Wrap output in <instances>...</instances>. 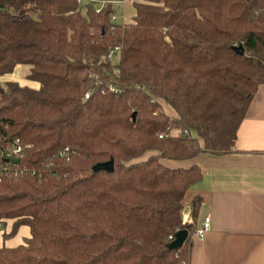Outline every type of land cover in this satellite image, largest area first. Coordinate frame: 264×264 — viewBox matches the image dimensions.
<instances>
[{
	"label": "trees",
	"instance_id": "1",
	"mask_svg": "<svg viewBox=\"0 0 264 264\" xmlns=\"http://www.w3.org/2000/svg\"><path fill=\"white\" fill-rule=\"evenodd\" d=\"M113 1L0 0V76L40 84H0V146L29 171L0 182V222L31 231L0 264H189V239L168 246L204 172L165 163L233 151L264 83V0H139L131 23Z\"/></svg>",
	"mask_w": 264,
	"mask_h": 264
},
{
	"label": "crops",
	"instance_id": "2",
	"mask_svg": "<svg viewBox=\"0 0 264 264\" xmlns=\"http://www.w3.org/2000/svg\"><path fill=\"white\" fill-rule=\"evenodd\" d=\"M23 66L0 76V84L16 82L39 89L40 84L27 79ZM200 141L203 147L204 142ZM171 168L200 167L204 176L188 191L186 203L200 198L196 217L190 206L186 211L193 224L189 230V264H264V83L254 96L240 125L232 152L224 155L201 154L187 162H170ZM211 228L204 241L195 230L205 218ZM14 221L0 227V248H17L31 237L30 228L22 226L14 236ZM187 239V240H188Z\"/></svg>",
	"mask_w": 264,
	"mask_h": 264
},
{
	"label": "built area",
	"instance_id": "3",
	"mask_svg": "<svg viewBox=\"0 0 264 264\" xmlns=\"http://www.w3.org/2000/svg\"><path fill=\"white\" fill-rule=\"evenodd\" d=\"M79 4L93 2V0H77ZM116 5L120 6L123 3V0H114ZM106 2L103 1L100 3L97 12H100L105 6ZM112 20L116 21L117 16L113 15ZM114 57V52H111L108 56L109 59ZM188 134V132H186ZM24 156V148L20 144L18 140L14 141L12 144H8L5 146H0V182L5 178H11L13 176H17L18 174H23L29 172L27 169H22L17 166V162ZM31 175L34 176L35 172H31ZM190 214L188 212H184L183 224L190 225L193 224L192 219L190 218ZM0 222V227H1ZM211 228V218H205L201 227L195 230V237L198 241H204L206 234Z\"/></svg>",
	"mask_w": 264,
	"mask_h": 264
},
{
	"label": "water",
	"instance_id": "4",
	"mask_svg": "<svg viewBox=\"0 0 264 264\" xmlns=\"http://www.w3.org/2000/svg\"><path fill=\"white\" fill-rule=\"evenodd\" d=\"M235 51L240 54V55H243L244 54V48L243 46H238L235 48ZM136 116L137 114L134 113L133 114V120L135 121L136 120ZM114 161L113 160H110L109 162H105V163H100L98 164L94 170L95 171H106V172H109V173H112L114 172ZM189 237V230L187 229H183V230H180L176 233L175 235V239L169 244V248L172 249V250H175V249H178L180 247H182L185 242L187 241Z\"/></svg>",
	"mask_w": 264,
	"mask_h": 264
},
{
	"label": "rangeland",
	"instance_id": "5",
	"mask_svg": "<svg viewBox=\"0 0 264 264\" xmlns=\"http://www.w3.org/2000/svg\"><path fill=\"white\" fill-rule=\"evenodd\" d=\"M139 0H123V3L120 5L121 12L124 15V22L126 23H131L133 22V19L136 15V8H135V2H137ZM119 61V56H115L114 60H113V64L118 63ZM25 73H29V68L28 67H24ZM172 113V112H171ZM172 115H175V113H172ZM165 165H168V163H165Z\"/></svg>",
	"mask_w": 264,
	"mask_h": 264
}]
</instances>
